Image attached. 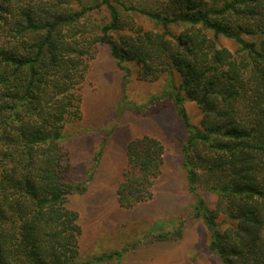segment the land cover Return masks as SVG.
Here are the masks:
<instances>
[{
	"label": "trees",
	"instance_id": "1",
	"mask_svg": "<svg viewBox=\"0 0 264 264\" xmlns=\"http://www.w3.org/2000/svg\"><path fill=\"white\" fill-rule=\"evenodd\" d=\"M101 46L125 77L129 61L144 80L181 75L163 95L187 130L183 166L208 249L221 264H264V0H0V264H121L136 246L82 259L80 215L69 206L93 175L71 180L65 131L83 118L82 86ZM126 146L117 197L129 209L154 198L165 149L148 134ZM184 230L183 221L140 243Z\"/></svg>",
	"mask_w": 264,
	"mask_h": 264
},
{
	"label": "rangeland",
	"instance_id": "2",
	"mask_svg": "<svg viewBox=\"0 0 264 264\" xmlns=\"http://www.w3.org/2000/svg\"><path fill=\"white\" fill-rule=\"evenodd\" d=\"M144 25L152 27L149 22ZM220 45L231 50L237 47L224 37L220 38ZM125 65L131 68L128 77L109 48L99 47L82 86L83 118L66 126L71 180L82 183L93 175L86 192L69 198V206L80 215V257L89 259L136 244L121 264H221L219 257L208 249L210 238L202 219L194 213L197 198L188 190L182 154L186 127L174 100L163 95L165 91L175 94L182 77L174 71L161 73L157 80H144L139 65L131 61ZM184 106L191 123L200 126L198 105L186 98ZM145 134L164 144L165 164L155 185L154 198L127 209L117 197L126 164V145ZM101 149L102 157L96 162ZM202 194L211 206L216 202L215 194ZM183 221L181 239L140 243L146 235L172 230ZM101 264L120 263L115 259Z\"/></svg>",
	"mask_w": 264,
	"mask_h": 264
}]
</instances>
